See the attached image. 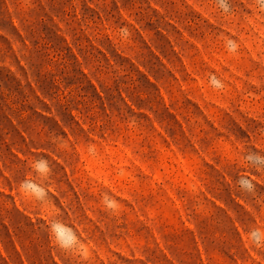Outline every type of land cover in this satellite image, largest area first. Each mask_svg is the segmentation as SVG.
I'll use <instances>...</instances> for the list:
<instances>
[{"label": "rangeland", "instance_id": "rangeland-1", "mask_svg": "<svg viewBox=\"0 0 264 264\" xmlns=\"http://www.w3.org/2000/svg\"><path fill=\"white\" fill-rule=\"evenodd\" d=\"M0 264H264V0H0Z\"/></svg>", "mask_w": 264, "mask_h": 264}]
</instances>
